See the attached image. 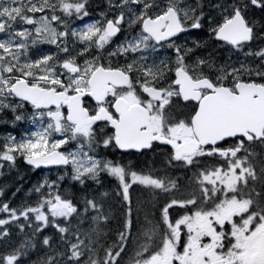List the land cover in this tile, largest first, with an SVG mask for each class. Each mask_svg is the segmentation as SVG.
<instances>
[{
    "label": "snow or ice",
    "instance_id": "1",
    "mask_svg": "<svg viewBox=\"0 0 264 264\" xmlns=\"http://www.w3.org/2000/svg\"><path fill=\"white\" fill-rule=\"evenodd\" d=\"M207 7L109 0L100 20L85 23L88 0H0V113L35 128L7 135L0 161L14 165L20 156L62 173L31 190L33 204H0V241L13 226L31 232L0 252V264H21L49 227L62 247L44 236L49 251L39 264H121L130 245L128 264H264V45L253 47L264 41V16L249 15L264 13V0ZM205 26L212 43L243 59L218 63L213 52L195 56L207 41L178 43ZM168 50L174 59L160 58ZM161 145L162 167L124 162ZM190 169L189 190L176 196L179 177L169 173ZM102 175L117 182L123 208L117 239L106 247L107 193L62 191L66 179L103 187ZM133 185L169 197L143 223Z\"/></svg>",
    "mask_w": 264,
    "mask_h": 264
},
{
    "label": "flooded vegetation",
    "instance_id": "2",
    "mask_svg": "<svg viewBox=\"0 0 264 264\" xmlns=\"http://www.w3.org/2000/svg\"><path fill=\"white\" fill-rule=\"evenodd\" d=\"M190 3H195V0H189ZM203 3L205 5V11H208V5L213 4V0H203ZM109 11V0H88V12L89 16L85 18V23L87 22H92L95 20H100L101 16L100 14L102 12H108ZM249 15L254 18L259 20L262 16H264V13H261L258 9H253L250 11ZM76 27H79V22L75 24ZM127 27V26H125ZM124 38V34H118V37L115 39V43H119L120 40ZM194 40H199L202 44L207 41L208 46L207 47H201L200 49H195V56H207L209 52H213L214 55L217 57V62L218 63H223L225 59H227L229 56L232 58L239 59L238 55L229 52L226 48L222 47V42L220 44H214L212 41L208 39V33H207V26H205L204 29L202 30H193V33L187 37L181 36V39L178 41V43H184L185 41L188 42L189 47H194V44L192 41ZM264 42V41H263ZM49 46L46 45L45 52H55L56 49L52 47L51 49ZM113 47H115V44H113ZM165 56H171L174 59V53L171 50L168 51H162L160 53V58H164ZM29 111H31V107L27 106ZM20 126H16L12 131H17L19 130ZM0 129L5 133L9 130L8 127H3V125L0 124ZM23 131H27V127L25 124H23L22 127ZM11 132V130L9 131ZM1 134V131H0ZM2 136L0 135V138ZM166 156V150L164 146H158L154 147L152 150H145L142 154H136L132 153L130 155H125L124 156V162H131L136 170H139L141 168H147L151 164L155 165V167H162L163 166V161L165 160ZM118 158V157H117ZM28 170H31L32 172L36 173V170L34 168H29ZM176 171V170H175ZM171 171V172H175ZM170 172V173H171ZM109 181V183L107 182ZM101 183L103 184V187H99L95 183L93 184V187L97 189V195L100 197L101 193L106 189V186L109 184L110 189H109V199L106 200V203H109L111 205V211H112V224L111 227H114L115 233H117L120 228H121V221L123 219L122 216V205L120 198L117 196L118 188H117V182L111 178V177H101ZM114 186V187H113ZM148 189H145L143 186L139 185H133V187L130 189V195L132 197V194L134 193L137 195L139 198L135 199L132 198L133 200V206L134 208L139 207L140 208V222L143 223L144 215L147 212V206L149 203V198L148 194L146 193ZM139 227V225H138ZM3 241H0L2 244ZM1 249V248H0Z\"/></svg>",
    "mask_w": 264,
    "mask_h": 264
},
{
    "label": "trees",
    "instance_id": "3",
    "mask_svg": "<svg viewBox=\"0 0 264 264\" xmlns=\"http://www.w3.org/2000/svg\"><path fill=\"white\" fill-rule=\"evenodd\" d=\"M58 175H53L52 178L56 179ZM188 184L189 183V175H184L183 177L180 178V184ZM188 186V185H187ZM64 187H69V192L71 193H75V195L78 197V193L81 194V191L76 187L75 182H72L71 180L66 179L64 182H62V189ZM16 201L18 202V200L16 199ZM153 203L155 204H150L147 207H149V213L152 212H156L158 214V209L159 207H161L163 204H158V201H153ZM153 205H155V207H153ZM14 207V206H13ZM109 222H112L111 220ZM112 224V223H110ZM114 227L109 228V223L105 226V231L107 232V237L102 239L101 243H103L106 246L113 244L116 239L117 236L115 235V231H114ZM12 232H16L18 231V229L14 228V230L11 229ZM31 232L30 230H25L24 234H20L18 232V236L16 238V240L18 241V243L16 245L19 244V242L23 239L26 238V236H30ZM44 236H52L54 238V243H53V247L54 248H60L62 247L60 245L59 242V236L55 234V230L51 228V232L48 233L47 230L43 232L42 235L37 237L36 243H37V247L33 250H31L29 252V255L27 258L23 259L21 264H39V258L43 257L45 255L48 254V249L45 248L40 241L43 240ZM14 236H11V238H13ZM14 247V245H10L5 247V251H7L9 248ZM131 250L133 251V247L131 248ZM100 255H103V251L101 250ZM123 264H128V260H124Z\"/></svg>",
    "mask_w": 264,
    "mask_h": 264
},
{
    "label": "rangeland",
    "instance_id": "4",
    "mask_svg": "<svg viewBox=\"0 0 264 264\" xmlns=\"http://www.w3.org/2000/svg\"><path fill=\"white\" fill-rule=\"evenodd\" d=\"M217 2H218V0H213V4H215ZM259 45H264V42L261 41V42L254 43L253 47L255 48V47L259 46ZM238 57H239V59H243V54L242 53L239 54ZM232 59L236 60V58H232ZM31 112H30V114L27 117L30 118ZM1 134L2 135H6V136L9 135V134L13 135L12 132H9V130L6 132V134H4V132H2ZM0 164H2V169L0 170V192L2 193V198H4L5 197V192H7V189L11 188L10 190H12V192H15V190H17L20 187L18 185H16L14 187V183L16 182L17 179L22 178V176H18V173L14 172V170L10 169V167L6 165V161H0ZM26 172H27V169L26 168L23 169V173L26 174ZM15 176H17V178H15ZM13 178H15V179H13ZM10 179H12V180H10ZM132 198L138 199L139 197L133 193L132 194ZM37 199H38V197H37ZM21 202H22L21 205L30 204L28 199H24V200L21 199ZM8 203L11 206H14V207L17 206V205H14L15 204L14 196H12V200L10 202H8ZM0 218H2V214H0Z\"/></svg>",
    "mask_w": 264,
    "mask_h": 264
},
{
    "label": "water",
    "instance_id": "5",
    "mask_svg": "<svg viewBox=\"0 0 264 264\" xmlns=\"http://www.w3.org/2000/svg\"><path fill=\"white\" fill-rule=\"evenodd\" d=\"M43 167V166H42Z\"/></svg>",
    "mask_w": 264,
    "mask_h": 264
}]
</instances>
